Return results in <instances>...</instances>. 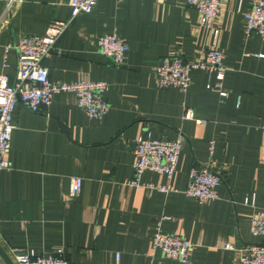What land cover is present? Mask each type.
<instances>
[{
    "label": "crops",
    "instance_id": "crops-1",
    "mask_svg": "<svg viewBox=\"0 0 264 264\" xmlns=\"http://www.w3.org/2000/svg\"><path fill=\"white\" fill-rule=\"evenodd\" d=\"M253 1L220 6L215 46L224 54L225 96L206 87L217 83L216 73L203 70L190 72L185 92L156 85L162 58L192 59L213 41L183 0H97L72 19L42 65L50 81H104L109 108L90 118L70 91L54 93L37 112L15 105L11 168L0 170V264H18L13 249L50 255L58 247L69 264H183L152 247L156 225L190 241L186 264L238 263L240 248L259 241L249 222L264 208V39L244 33ZM68 2L13 0L7 7L0 0V74L14 78L18 39L68 20ZM113 31L127 44L119 66L96 45ZM187 108L193 118L184 117ZM177 131L184 143L172 177L145 170L131 185L136 137L173 139ZM204 166L222 178L216 199L183 193L189 171ZM73 175L82 178L75 198L68 195ZM161 184L171 189L155 188Z\"/></svg>",
    "mask_w": 264,
    "mask_h": 264
},
{
    "label": "built area",
    "instance_id": "built-area-1",
    "mask_svg": "<svg viewBox=\"0 0 264 264\" xmlns=\"http://www.w3.org/2000/svg\"><path fill=\"white\" fill-rule=\"evenodd\" d=\"M13 0H8L7 7ZM97 0H69L70 18L66 21H52L44 34L22 35L14 48L17 51L16 72L13 79L0 74V170L10 169L8 158L12 130V113L17 103L26 109L37 112L47 107L51 97L59 91H70L75 94L76 105L90 118L103 117L109 108L104 97L106 83L99 81H50L48 69L42 65L43 59L55 50V44L67 25L80 13H88L95 6ZM187 6L198 11L199 25L212 36V44L208 48L200 49L198 56L185 59L180 55H172L161 59L155 68L156 85L159 88H176L182 92L187 91L190 85V72L203 70L215 72L217 83L206 87L217 90L221 96L226 91L220 89L219 81L224 76L223 52L215 46L220 29L216 23L222 0H183ZM244 33H253L264 39V0H254L251 8L244 16ZM97 50L109 57L113 64L122 65L127 50L126 42L114 31L97 37ZM185 118H193L191 109L184 112ZM201 123V120H197ZM184 143V135L177 131L173 139H153L149 133L139 135L134 141L133 179L131 185H137L139 177L145 170H151L170 178L176 171L180 150ZM213 151V143L209 145V152ZM222 181L220 174L209 167H194L189 171L188 181L183 193L198 200L216 199V187ZM82 178L69 177V192L71 198L80 194ZM161 192L171 189L169 184L155 187ZM244 204L253 206V198L246 196ZM249 232L259 241L251 242L240 248L237 264H264V208L256 209L250 218ZM152 247L159 249L163 256L186 264L191 248L190 241L178 234L162 233L156 225L152 235ZM232 248L231 243L225 244ZM14 258L18 264H69L63 254V248H56L50 255H32L28 251L13 249ZM116 260L119 255H115Z\"/></svg>",
    "mask_w": 264,
    "mask_h": 264
},
{
    "label": "water",
    "instance_id": "water-1",
    "mask_svg": "<svg viewBox=\"0 0 264 264\" xmlns=\"http://www.w3.org/2000/svg\"><path fill=\"white\" fill-rule=\"evenodd\" d=\"M0 253H1V255H3L4 258H6V256L4 255L3 251L1 250V248H0Z\"/></svg>",
    "mask_w": 264,
    "mask_h": 264
}]
</instances>
